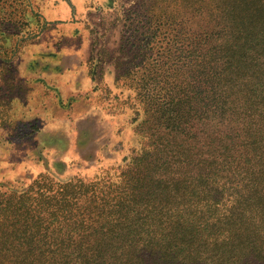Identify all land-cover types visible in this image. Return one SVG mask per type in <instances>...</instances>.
Masks as SVG:
<instances>
[{"label":"trees","instance_id":"16d2710c","mask_svg":"<svg viewBox=\"0 0 264 264\" xmlns=\"http://www.w3.org/2000/svg\"><path fill=\"white\" fill-rule=\"evenodd\" d=\"M143 1L147 142L115 175L0 192V264H208L248 230L264 245V0Z\"/></svg>","mask_w":264,"mask_h":264},{"label":"rangeland","instance_id":"374dc122","mask_svg":"<svg viewBox=\"0 0 264 264\" xmlns=\"http://www.w3.org/2000/svg\"><path fill=\"white\" fill-rule=\"evenodd\" d=\"M148 9L143 0H0V192L42 175H115L144 147L139 93L151 80L136 59ZM255 241L242 231L208 264H264Z\"/></svg>","mask_w":264,"mask_h":264}]
</instances>
